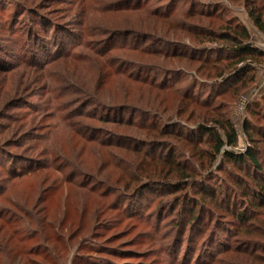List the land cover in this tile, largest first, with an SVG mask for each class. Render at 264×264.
<instances>
[{
    "label": "rangeland",
    "instance_id": "rangeland-1",
    "mask_svg": "<svg viewBox=\"0 0 264 264\" xmlns=\"http://www.w3.org/2000/svg\"><path fill=\"white\" fill-rule=\"evenodd\" d=\"M166 8L167 20L147 13ZM250 9L264 21V0H0V264H264L257 221L237 234L217 201L200 195L206 185L230 187L222 156L210 161L204 145L159 137L194 170L180 182L183 174L166 178L167 166L143 154H164L146 144L155 138L147 124L162 120L195 129L224 118L237 135L224 150L249 148L244 125L264 127V57L249 64L253 83L225 91L222 80L244 65L217 78L229 69L212 61L225 43L187 27L239 23L264 54ZM54 33L64 56L33 60ZM174 50L210 60L173 59ZM163 82L175 86H153ZM149 175L157 180L131 195Z\"/></svg>",
    "mask_w": 264,
    "mask_h": 264
},
{
    "label": "trees",
    "instance_id": "trees-1",
    "mask_svg": "<svg viewBox=\"0 0 264 264\" xmlns=\"http://www.w3.org/2000/svg\"><path fill=\"white\" fill-rule=\"evenodd\" d=\"M141 7V4H137L126 9H129V11H133L139 10ZM171 11L172 10L166 8L164 11L159 13L154 11H148L147 13L149 14L151 12L150 14L155 15L154 17H159L167 20L171 18ZM204 14L212 15L210 11H208V13L204 12ZM248 14L250 19L253 21L254 26L264 34V21L261 19V15L254 9H250ZM230 25L231 26L228 30L220 32H211L209 30H205L202 27H187L190 30L189 34H194L201 39L205 38V40H207L208 42L220 41L225 43V45L218 46L220 54L214 56L212 61L215 63L226 62L229 69L225 71L221 70L222 72H219L216 75L217 78H223L226 71L230 70V67L232 68L244 65L243 68H240L237 72L222 80V83L220 85L223 89H225V91H229L231 89L235 91L240 87L244 88L246 86V80H249L251 81V83H253L254 68H252L249 64L253 61H256V59L264 57V54L262 52L253 49L252 45L249 43L250 35L248 30L244 26L239 23H230ZM37 26L38 25H33L31 38L37 39L38 41V37L40 35H37ZM49 33L50 30L48 28H44V34L46 35V37L49 36ZM58 35V33L52 34V40L48 44H45V49L39 47L37 51L34 50L35 55H32L33 53H31V58L33 60H39L40 57H45L46 55H50L56 52L60 53V57L64 56V44L60 41V39H58ZM205 40L203 42H205ZM202 50H204V48H202ZM174 51L171 52L173 59L177 58L178 60L181 58H188V60L190 59L191 61H200L201 59L205 63L210 60V56H208V53L206 52L204 54H189L185 51ZM27 54L30 53L27 52ZM116 73L123 74L124 72ZM135 81H137V79H135ZM140 83L144 82L142 81ZM217 84H215L214 86H217ZM153 86L157 90L162 92L167 88H174L175 85H173V83L163 82L161 84H153ZM186 95H189L190 99H188L189 101L187 103L185 102L184 104V112L188 107V103L192 102L191 97L193 96L192 93H187ZM198 101L199 99H197L195 102L198 104ZM160 104H163L162 100ZM121 106L125 107V105ZM150 107L155 109L156 106L150 105ZM179 107L180 106H177L175 110H177ZM140 109L142 110V108ZM181 109L182 108H179V110H177V114H181L183 112V110ZM260 115H262L264 119V111ZM204 121L206 122H204L203 124H198L195 129H190L186 126L184 127L180 122H165L164 120L156 123L150 122L147 125L152 126L151 133H155V138L153 137L154 140L152 142H146V144H148V146H146L147 148L156 150V148L160 145L158 144L160 137L166 141L172 139L179 143H183L187 146H191L192 149H195L196 145H204L207 148V154L209 155L210 161H213L219 155L222 156V162L232 167L231 170H226V174L228 175L227 183L228 185H230V187H227L226 189H220L217 187L212 188L210 185H206L204 188H201L200 195L204 194L210 197V199H212L214 202L217 201L218 209H220L223 213H226L232 219L230 223L231 226L236 228L237 234L240 231H243L245 228H249V224L252 221L256 220L259 225L258 228H254L256 229V231H259V233L256 235L264 237V235L261 234L264 233V221H258V219H260L259 217L264 218V127L256 125L254 126L250 123L244 125V132L247 134V137L251 144L244 153L238 154L234 153L233 151L224 150L225 147L235 148L237 146V135L230 120L217 118L211 121ZM161 145H163V147L160 146L161 148L158 147L157 150L164 149L162 150V153L164 154L151 157L150 155L152 154H150V151L143 154L146 157L151 158L153 161L162 162L167 166L169 172L165 175L166 178H170L173 175H176L177 172H179L183 174V176L180 175L178 178L180 182L183 181L184 178L193 179L192 173L194 170L192 166L185 161L175 159L176 154L175 152H172L173 146H164L166 145L164 144V142ZM174 151L178 152L177 150ZM18 171L19 172H17L16 170L14 172L18 173L14 177H19L21 175L27 174L31 171V169L29 167H26L22 171ZM155 180L157 179H154V176L149 175L147 178H145V180H142V182H140L137 187H135V189L131 192V195H136L138 193L141 194L142 192H145V190L148 189L149 185H151V183H154ZM139 209L140 207L138 208L137 206H135L136 215L140 213ZM201 213L198 215V217H191L193 221L196 222L195 225H198L201 221Z\"/></svg>",
    "mask_w": 264,
    "mask_h": 264
}]
</instances>
